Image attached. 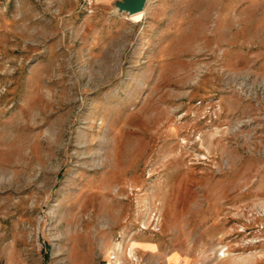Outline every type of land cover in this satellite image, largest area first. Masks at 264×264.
<instances>
[{
    "label": "rangeland",
    "instance_id": "1",
    "mask_svg": "<svg viewBox=\"0 0 264 264\" xmlns=\"http://www.w3.org/2000/svg\"><path fill=\"white\" fill-rule=\"evenodd\" d=\"M0 0V264H264V0Z\"/></svg>",
    "mask_w": 264,
    "mask_h": 264
},
{
    "label": "water",
    "instance_id": "2",
    "mask_svg": "<svg viewBox=\"0 0 264 264\" xmlns=\"http://www.w3.org/2000/svg\"><path fill=\"white\" fill-rule=\"evenodd\" d=\"M146 0H122L118 3V8L132 15L142 11L145 6Z\"/></svg>",
    "mask_w": 264,
    "mask_h": 264
},
{
    "label": "bare ground",
    "instance_id": "3",
    "mask_svg": "<svg viewBox=\"0 0 264 264\" xmlns=\"http://www.w3.org/2000/svg\"><path fill=\"white\" fill-rule=\"evenodd\" d=\"M143 16V10L142 11H139L137 13H134L132 15H129L130 19L133 20V21H138L142 18Z\"/></svg>",
    "mask_w": 264,
    "mask_h": 264
}]
</instances>
